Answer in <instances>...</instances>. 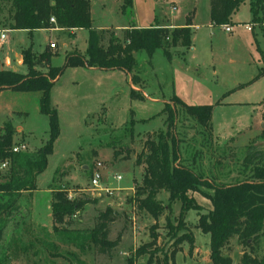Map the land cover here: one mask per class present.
<instances>
[{"label": "rangeland", "instance_id": "rangeland-1", "mask_svg": "<svg viewBox=\"0 0 264 264\" xmlns=\"http://www.w3.org/2000/svg\"><path fill=\"white\" fill-rule=\"evenodd\" d=\"M123 1L91 0L93 25H108V30L113 29L121 35L122 28L114 29L112 26L129 21L149 24L153 22L155 14L161 18L158 23H166L170 6L178 5L170 12L169 17L182 18L186 7L194 3L197 11L195 22L199 24L198 28H192L194 50L185 52L184 60L173 56L171 61L160 49L153 52L150 60L145 51L137 52V69L144 88L142 99L129 96L130 83L123 69L88 71L78 66H66L59 80L50 89L51 101L57 108L59 133L53 142L51 153L48 154L46 167L37 174V189L20 198V202L29 201L30 213H25L24 207L27 205L24 203L23 209H12L7 215V225L0 235V255L9 242L7 251L12 255L11 264L69 262L60 255L53 256L41 245L44 229L50 230L51 225L48 210L50 192L47 186L52 179L54 183L67 187L69 196L88 200L83 209L70 218L67 227L91 228L99 210L110 206L118 215L110 227L111 238H115L121 230L124 233L132 231L136 236L134 243H131L127 235L120 246L122 249L130 253L132 249L151 239L150 227L155 220L145 211L137 209L134 185L135 179H140L141 176L139 165L136 163L137 152L147 134L161 127L163 120L161 114L147 118L163 106L161 101L151 100L149 97L152 95L167 98L171 93H176L189 103L212 104L209 134L200 131L199 127L195 137L189 139L187 150L188 154L195 153L197 164H200L202 170L211 178L225 174L228 164L233 165V162H230L233 159L236 161L234 165L241 168V158L247 151V145L252 143L255 147L264 149V121L262 122L260 103L264 97V28L260 29L264 27V18L255 20L258 23L254 27L258 31V42L255 43L254 32L247 30L244 27L245 22L242 21L248 17L247 2L241 5L233 16L237 21L231 23L232 32H227L222 25L210 26L207 0H132L131 6L127 4L126 7L129 8L126 11L121 7ZM6 33L9 35L8 40L3 45L0 44V67L16 65L15 60H12L10 65H5L4 60L7 55L13 58L20 46L31 43L32 48L40 49L51 41L54 45L50 47L58 46L60 50L54 63L61 64L64 58L63 44L75 45L84 52L88 30L79 28L71 32L58 27L50 30L37 29L30 38L27 32L21 29ZM257 43L262 49L263 57L257 49ZM55 53L56 51H52V55ZM174 54H177V51L173 49ZM260 56L261 61L258 60ZM193 63L200 69L190 68L189 65ZM17 66L25 70V65ZM10 97L7 99L12 103L14 99ZM24 100L19 99V104L30 110L27 116L15 111L8 113L6 109L1 108L4 100L0 99V124L10 119L14 124L21 122L25 130H34V135L27 133L18 136L21 142L26 144L25 149L33 150L38 145L39 137L48 135L47 116L44 115L41 119L35 116L31 111V99ZM100 110L103 112L100 113ZM131 116L136 119L133 125V129L137 131L136 135L131 140L127 139L130 141L128 150L119 147L121 150L115 153L114 147L106 143ZM188 132L194 131L190 128ZM258 133L259 138L256 136ZM97 139H102L103 142ZM228 151H234V156ZM216 157L221 161L217 162ZM96 171L100 173V183L109 186V191L100 190L91 184L92 174ZM115 173H120L121 179H116L113 176ZM1 178L5 179L0 176V180ZM202 189L212 190L205 186H202ZM167 195L163 190L157 194L162 201H167ZM193 195L202 206L200 211L207 212L211 207L209 198L198 191H194ZM179 208L180 202L177 200L172 203V211L162 214L155 225L157 244L164 249L172 247V239L165 226V216L168 214L171 222L175 224ZM197 218L198 212L190 209L185 216L186 228L176 229V235L191 231L195 237L191 251L187 241L181 244V249L174 255L176 264H210L209 234L197 227ZM18 232L20 233L16 234ZM56 244L59 251H76L71 244ZM254 247L258 255L263 254L264 238ZM247 249L248 247L232 237L223 252L230 255L236 263L242 252ZM123 254L124 251L121 250L111 264H126ZM101 256L94 249H89L80 257L86 264H108ZM136 262L145 263L143 258H137Z\"/></svg>", "mask_w": 264, "mask_h": 264}, {"label": "trees", "instance_id": "trees-1", "mask_svg": "<svg viewBox=\"0 0 264 264\" xmlns=\"http://www.w3.org/2000/svg\"><path fill=\"white\" fill-rule=\"evenodd\" d=\"M243 1L209 0L212 24H229L232 13ZM248 1L251 18H264V0ZM127 4L131 6L132 0L123 1V11L129 8L126 7ZM50 16H54L56 23L62 27L87 28V46L85 52L68 51L63 63H49L45 72L36 70L34 64L42 58L48 60L51 53L43 51L35 54L29 47L23 49L24 62L28 68L26 73L0 69V89L9 86L16 90H38L39 111L48 118V135L42 144L33 150H12L16 132L14 124L7 120L0 127V162L7 160V166L0 172V176L5 177L0 180V235L7 225V215L12 209H23V206L27 205L24 211L27 215L30 213L29 201L20 202V198L37 189V174L46 167L48 154L51 153L53 142L59 133L57 108L51 101L50 89L64 68L68 65L117 67L127 70L132 83L142 87V78L137 69V52L145 51L150 60L153 52L160 49L167 59H171L175 47L188 48L191 44L189 19L183 25L169 26L166 23H158L156 16L151 25L137 27L129 24L123 27L122 34L118 35L113 29L92 26L90 0H0L2 26L29 30L46 27L50 25ZM129 96L144 98L141 90L134 87H130ZM212 109L211 103H187L176 93H172L160 111L147 117L161 114L163 120L161 127L147 134L137 152L136 163L139 165L141 176L140 179L134 177V201L137 209L148 213L155 222L150 227L151 239L136 247L127 257L126 264H133L141 255L147 256L146 264H176L174 255L181 249L184 241H187L190 251L194 247L195 239L191 231L176 235L178 227L186 228L185 216L190 209L198 212L197 227L209 234L210 264H264V253L258 255L254 247L264 238V149L255 147L252 143L247 145V151L241 158L242 167H236V161L233 159L230 161L233 165L228 164L226 173L214 178L197 164L195 153H187L189 139L195 137L199 127L200 131L209 134ZM102 112L103 110H100V113ZM262 117L264 120V99ZM135 121L131 116L107 141L106 144L114 147L115 153H119L121 147L125 150L130 148V141L127 139L131 140L136 135L137 131L133 129ZM190 128L194 132H188ZM209 136L211 138V135ZM97 140L103 142L102 139ZM228 153L234 156V151ZM215 160L221 161L217 157ZM244 175L245 177H242ZM202 186L212 190L206 191ZM47 189L50 192L48 210L51 225L50 230L44 229L41 245L53 256L60 255L68 259V264H86L80 256L89 249H94L105 261L111 259L124 233L121 230L115 238L110 237L111 224L118 217L115 210L110 206L99 210L91 228H70L66 224L83 209L88 200L78 196L69 197L68 188L63 184L54 183V179L48 183ZM161 190L168 193L167 201L158 198L157 194ZM194 191L209 198L211 207L207 212L200 211L202 206L193 195ZM177 200L180 202V208L176 223L173 224L168 214L172 211V203ZM166 211L168 214L165 216V226L172 239L171 249L158 245L154 233L159 217ZM232 237L248 247L236 263L230 255L223 252ZM57 242L71 244L76 251H59ZM9 245L8 242L7 247ZM7 247L0 255V264H11L12 255L8 253Z\"/></svg>", "mask_w": 264, "mask_h": 264}, {"label": "crops", "instance_id": "crops-1", "mask_svg": "<svg viewBox=\"0 0 264 264\" xmlns=\"http://www.w3.org/2000/svg\"><path fill=\"white\" fill-rule=\"evenodd\" d=\"M173 2H175V1H173ZM245 2H247V5H248V7H247V10H248V17H247V19H244V20H242V21H244L245 22V24H244V27L247 29V30H250V31H253L254 32V40H255V43H256V33L258 32V31H256V28H254L258 23L255 21V20H252V15H251V11H250V8H249V1L248 0H244L243 2H241V4L239 5V7H238V9L237 10H235L234 11V13H232V15H231V21H230V25H231V23H233V22H235V21H237V20H235L234 18H233V16L235 15V13L240 9V7H241V5H243V4H245ZM176 3V2H175ZM177 4V3H176ZM178 7V5H176V8ZM160 8H161V6H160ZM175 8V9H176ZM175 9H171V7H170V11H168L169 13H168V15H167V19H165L164 21L166 22V24H168L169 26H177V25H183V24H185L186 22H187V19H189V21H190V28H191V44H190V46L188 47V48H184V47H182V46H177V47H175L174 48V50H176L177 51V54H174L173 56H176L177 58H181V59H183L184 60V54H185V52L187 53V52H189V51H193L194 50V44L192 43V31H193V27H195V28H198L199 27V24H197L195 21V19L197 18L196 16V13H197V11H196V5L194 4V3H192L191 5H189V6H187L186 7V10H185V12H184V17H182V18H178V17H173V19L172 18H170L169 17V14H170V12L172 11V10H175ZM90 11H91V0H90ZM207 11H208V16H209V0H207ZM158 17V19H161L160 18V16H158L157 14H155L154 15V18H153V22L152 23H154L155 22V17ZM49 20H50V25L49 26H46V27H37V28H34V29H31V30H29V29H27V28H10V27H7V26H2L1 24H0V44L1 45H3L4 44V42H6L7 40H8V38H9V35L6 33V31H14V30H24V31H26L27 32V35H28V37L30 38L32 35H33V32L35 31V30H37V29H44V30H50V29H52V28H54V27H58V28H64V29H67V30H69V31H74V30H76V29H79V28H84V27H71V28H67V27H62V26H59L57 23H56V21H52L50 18H49ZM152 23H149V24H140V23H138V22H134V21H129V22H125V23H122V24H117V25H115V26H112L114 29H118V28H123V27H126V26H128L129 24H131V25H134V26H137V27H141V26H148V25H151ZM251 24V28H247L246 27V24ZM209 24H210V26H220V25H214V24H212V22H211V20H210V16H209ZM92 26L93 27H95V28H106V27H109L108 25H93V23H92ZM258 28H259V25H258ZM261 28H264V27H260V29ZM87 29V28H86ZM225 30V29H224ZM232 30L233 29H231V30H229V31H227V30H225V31H227V32H232ZM5 33V36L4 37H1V33ZM262 33H264V29H263V32ZM87 37H88V34H87ZM52 42V41H51ZM51 42H47V43H45V45L43 46V47H41L40 49H34V48H32V44L31 43H29V44H25L24 46H20V49H19V51L16 53V55L13 57V58H11L10 56H6V58H5V60H4V62H5V65H10L11 64V62H12V60H15V63H16V65L14 64L13 66H11V67H4L3 65L0 67V69H11V70H14V71H19V72H22V73H26L27 72V70H28V68H27V65L25 64V62H24V58H23V49L24 48H30L35 54H39V53H41V52H43V51H49L51 54H50V56H49V59L48 60H45L44 58H42V59H39V60H37L36 62H35V64H34V68L36 69V70H38V71H41V72H45L46 70H47V68H48V64L49 63H52V64H56V63H54L55 61H56V59L59 57V54H60V50H59V48H58V46L57 47H50V45H51ZM258 42V41H257ZM56 45V44H55ZM63 46H64V58H63V62H64V60H65V54L68 52V51H71V50H78V51H80L75 45H70V46H68L66 43H64L63 44ZM86 46H87V38H86ZM256 46H257V49H259V51H260V53H261V56L263 57V52H262V49L259 47V44L257 43L256 44ZM53 48H55V49H53ZM86 48V47H85ZM52 51H56V53L55 54H53L52 55ZM85 52V51H84ZM172 56V57H173ZM258 57V60L259 61H261V59H262V57ZM261 58V59H260ZM172 59V58H171ZM171 59H170V61H171ZM0 62H2V61H0ZM62 62V63H63ZM17 65H25V70H23L22 68H19ZM264 66V65H263ZM78 67H82V68H85L86 70H88V71H107V70H111V69H116L117 67H113V68H104V67H97V66H89V65H79ZM189 67L190 68H192V69H194V70H199L200 69V67L197 65V64H195V63H193V64H191V65H189ZM66 68V67H65ZM65 68H64V70H65ZM121 69V68H120ZM63 70V71H64ZM126 73H127V75H128V80H129V83H130V87H134L135 89H139V90H141V92H143L144 91V88L143 87H141V86H137V85H135L134 83H132V81H131V78H130V73L127 71V70H125V69H123ZM63 71L55 78V82L56 81H58L59 80V78L61 77V75H62V73H63ZM264 72V68L262 69V73ZM54 82V83H55ZM53 83V84H54ZM53 87V86H52ZM39 94H40V92L38 91V90H30V91H24V90H16V89H14V88H12V87H9V86H6V87H3V88H1L0 89V99L1 100H4V103H3V105L1 106V108H4V109H6L7 111H8V113H13L12 111H15V112H18V113H23V114H25V116H27L28 115V113H29V111L30 110H28L27 108H26V106H23L22 104H19V99H21L22 101H25L24 99H31V101H32V113L35 115V116H37V117H39L40 119L42 118V116H47L46 114H44V113H42V112H40L39 111V106H38V97H39ZM172 94V93H171ZM170 94V95H171ZM178 95V94H177ZM10 96H12V97H10ZM164 96V95H163ZM179 96V95H178ZM8 97H10L11 99H14V101L12 102V103H10V101L7 99ZM168 97H170V96H168ZM166 98V97H158V96H151V97H149L151 100H153V101H161L162 103H163V105H164V103L165 102H167L168 101V99L169 98ZM264 99V97L261 99V101H260V103L262 104V100ZM7 102H6V101ZM17 100H18V102H17ZM185 101V100H184ZM185 102H187V101H185ZM53 103V102H52ZM187 103H189V102H187ZM54 104V103H53ZM191 104H194V103H191ZM200 104V103H199ZM163 107V106H162ZM161 110V109H160ZM159 110V111H160ZM8 120H10V119H8ZM5 121H7V120H4V121H2V123L0 124V127L3 125V123L5 122ZM11 121V120H10ZM264 120H263V117H262V122H263ZM12 122V121H11ZM261 122V123H262ZM13 123V122H12ZM47 123H48V118H47ZM14 124V123H13ZM14 126H15V128H16V132H15V134H14V144L15 143H18V142H21V139H19L18 138V136H24L25 134H27V133H31V134H35V131L34 130H25L24 129V127H23V125H22V123L21 122H17V123H15L14 124ZM160 127V126H159ZM158 127V128H159ZM258 138H259V136H260V133H258L257 135H256ZM47 136H41V137H39V140H38V145L37 146H39L40 144H42V142L45 140V138H46ZM129 187H131V186H129ZM163 193H166V194H168L166 191H163ZM159 194V193H158ZM109 205H110V203H109ZM128 232V233H127ZM126 233H123L122 234V236H121V240H120V242H119V244L116 246V248H115V251H114V254H113V257L111 258V259H108V260H106L105 262L106 263H108V264H111V262L113 261V259H115L116 258V256L119 254V252L121 251V250H123L124 251V254H123V256H124V258H126L127 259V257H129V255L135 250V248L134 249H132V251L129 253L128 252V250H126V249H122L120 246H121V244L124 242V239H125V237L128 235L129 237H130V239H131V243H134V239H136V236H134V232H132V231H127ZM111 237V236H110ZM194 239H195V237H194ZM148 242V241H147ZM145 243V242H144ZM131 245V244H130ZM140 246V245H139ZM138 247V246H137ZM123 258V259H124ZM138 258H143V260L145 261V263L144 264H146V260H147V256L146 255H141V256H139ZM125 259V260H126ZM137 259V258H136ZM136 259L134 260V262H133V264H137V262H136ZM143 264V263H142Z\"/></svg>", "mask_w": 264, "mask_h": 264}, {"label": "built area", "instance_id": "built-area-1", "mask_svg": "<svg viewBox=\"0 0 264 264\" xmlns=\"http://www.w3.org/2000/svg\"><path fill=\"white\" fill-rule=\"evenodd\" d=\"M171 9H175L176 6L175 5H172L170 6ZM50 19L52 21H55V18L54 16H50ZM223 28L227 31L231 30L232 29V26L230 24H222ZM246 27L247 28H251V24H246ZM5 36V33H1V37H4ZM51 45H54L53 42H51ZM26 148V144L24 142H20V143H15L13 144L12 146V150L14 151H17V150H20V149H25ZM99 164V162H98ZM7 166V160H3L0 162V170H3L5 167ZM114 177H116V179H121L122 175L120 173H115L113 174ZM91 184L97 188H99L100 190H104V191H109L110 190V187L109 186H106V185H102L100 183V173H98L97 171L96 172H93L92 174V177H91ZM71 197V196H69Z\"/></svg>", "mask_w": 264, "mask_h": 264}, {"label": "water", "instance_id": "water-1", "mask_svg": "<svg viewBox=\"0 0 264 264\" xmlns=\"http://www.w3.org/2000/svg\"><path fill=\"white\" fill-rule=\"evenodd\" d=\"M264 123V122H263Z\"/></svg>", "mask_w": 264, "mask_h": 264}]
</instances>
